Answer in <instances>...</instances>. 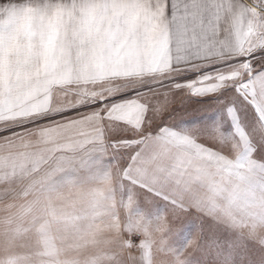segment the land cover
Here are the masks:
<instances>
[{"label": "snow or ice", "instance_id": "6c2138e0", "mask_svg": "<svg viewBox=\"0 0 264 264\" xmlns=\"http://www.w3.org/2000/svg\"><path fill=\"white\" fill-rule=\"evenodd\" d=\"M0 264H264V0H0Z\"/></svg>", "mask_w": 264, "mask_h": 264}]
</instances>
